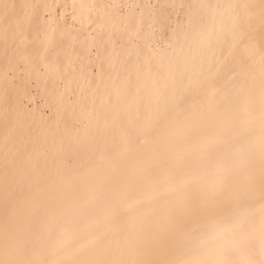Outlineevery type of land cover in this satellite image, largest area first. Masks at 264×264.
Returning <instances> with one entry per match:
<instances>
[{
    "label": "bare ground",
    "instance_id": "1",
    "mask_svg": "<svg viewBox=\"0 0 264 264\" xmlns=\"http://www.w3.org/2000/svg\"><path fill=\"white\" fill-rule=\"evenodd\" d=\"M0 264H264V0H0Z\"/></svg>",
    "mask_w": 264,
    "mask_h": 264
}]
</instances>
